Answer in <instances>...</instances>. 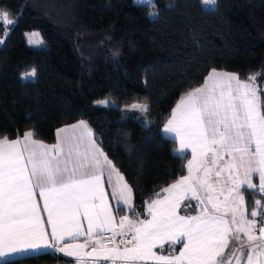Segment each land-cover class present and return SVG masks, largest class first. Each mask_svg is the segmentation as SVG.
I'll return each mask as SVG.
<instances>
[{"label":"snow or ice","instance_id":"6c2138e0","mask_svg":"<svg viewBox=\"0 0 264 264\" xmlns=\"http://www.w3.org/2000/svg\"><path fill=\"white\" fill-rule=\"evenodd\" d=\"M141 2L147 0H134ZM202 2L215 7L217 0ZM16 23L18 16L0 8V45ZM25 37L29 45L44 43L38 32ZM36 74L33 67L21 79ZM258 75L242 80L213 69L179 99L164 132L178 141L179 158L190 150L187 175L163 188L162 198L157 193L145 201L146 216L135 210L133 189L85 121L58 129L53 145L36 140L34 130L14 140L0 137V264L49 250L75 256L77 264H264V84ZM127 110L150 109L134 103ZM245 192L261 195L250 216ZM125 210L129 215H120ZM230 241L236 243L225 260ZM166 245L167 255L154 251Z\"/></svg>","mask_w":264,"mask_h":264},{"label":"trees","instance_id":"16d2710c","mask_svg":"<svg viewBox=\"0 0 264 264\" xmlns=\"http://www.w3.org/2000/svg\"><path fill=\"white\" fill-rule=\"evenodd\" d=\"M152 1L151 8L134 0H0L18 16L0 45V137L34 130L36 140L52 145L58 128L85 121L142 216L145 201L186 173L187 159L161 133L179 99L213 69L242 80L259 73L264 84V0H217L213 10L200 0ZM31 31L42 47L27 43ZM33 67L36 76L22 80ZM105 98L117 107L94 105ZM133 103L149 105L143 120L121 111ZM245 196L251 212L261 195ZM161 251L167 255V245ZM8 264L73 262L46 252Z\"/></svg>","mask_w":264,"mask_h":264},{"label":"crops","instance_id":"0c3cea01","mask_svg":"<svg viewBox=\"0 0 264 264\" xmlns=\"http://www.w3.org/2000/svg\"><path fill=\"white\" fill-rule=\"evenodd\" d=\"M209 74V73H208ZM208 76V75H207ZM206 76V77H207ZM23 80H30V79H23ZM205 80V79H204ZM202 86V85H201ZM171 117V114H170V116L168 117V119ZM167 119V120H168ZM167 120H166V122H167ZM78 122V121H77ZM77 122H74V123H72V124H75V123H77ZM166 122L164 123V125L166 124ZM72 124H69V125H65V126H70V125H72ZM164 125L162 126V128H161V133H162V135H163V137H165V138H169V139H172V140H174L173 139V137L170 135V134H168V133H165L164 132ZM65 126H62V127H65ZM62 127H60V128H62ZM60 128H58V129H60ZM57 129V130H58ZM57 130L55 131V143H56V140H57V137H56V133H57ZM23 137V136H22ZM22 137H20V138H22ZM12 140H14V139H12ZM175 141V140H174ZM176 142V148L173 150V154H175V155H177V150L179 149V143H178V141H175ZM54 143V144H55ZM53 145V144H52ZM100 146V145H99ZM191 158V154H190V150H189V152H188V155H187V159H190ZM186 164H187V162H186ZM185 175H187V169H186V173H185ZM255 182L258 184V178L255 180ZM169 186V185H168ZM167 187V186H166ZM106 190H107V192H108V194H109V200H110V203L113 205V206H115L116 205V202L114 201V200H111V188H106ZM160 194H161V198H162V196L164 195V193L162 192V190L160 191ZM41 203V208H42V201L40 202ZM196 201H192V204H193V206H195L196 205ZM262 204H264V199H262ZM191 214H196V212H192ZM247 214L250 216V212H247ZM147 215V213H146V207H145V216ZM43 220L46 222V220H47V216H46V214H43ZM87 227V225H86V223H85V228ZM48 231H49V233H50V229H48ZM106 235H110V233H106ZM241 235V237L242 238H244L243 237V233H241L240 234ZM257 235H258V232H257ZM117 239H119V237H117ZM85 240H87V236L86 235H84V236H81L80 238H79V241L78 242H84ZM236 242L235 241H230V246H229V248H227V249H225V260H227V258L231 255V247H232V245H234ZM128 247H131V245H127ZM120 247L121 248H123V247H125V245H123V244H121L120 245ZM181 247H182V245H181ZM84 251H91V248L90 247H88V248H85V250ZM154 251H156V249H154ZM247 251V249L245 250V252ZM46 252H51V253H55L54 251H51V250H49V251H44V252H37V253H21V254H17V255H15V256H13V257H11V258H9L8 259V261H10V260H14V259H18V258H22V257H27V256H32V255H36V254H40V253H46ZM56 254H59V255H61V256H63V257H65V258H67V259H69V260H71L72 262H73V264H77V258L75 257V256H72V257H66V256H64L62 253H56ZM158 254V253H157ZM178 254H179V252H178ZM177 254V255H178ZM85 259L87 260L88 258L87 257H85ZM245 260H246V256H245V258H244ZM235 263V260L233 259V264ZM97 264H111V262H109V261H104V260H99V261H97ZM136 264H153V262L152 261H138V262H136ZM241 264H244V260H242L241 261Z\"/></svg>","mask_w":264,"mask_h":264},{"label":"rangeland","instance_id":"374dc122","mask_svg":"<svg viewBox=\"0 0 264 264\" xmlns=\"http://www.w3.org/2000/svg\"><path fill=\"white\" fill-rule=\"evenodd\" d=\"M200 3H201V5H202V7L204 8V9H206V10H213L215 7H213V6H206V5H204L203 4V2H202V0H200ZM153 5V1L152 0H147V2H141L140 3V5H145V6H148V7H150L149 5ZM153 7V6H152ZM151 7V8H152ZM151 13H154V12H151ZM155 15H156V13H155ZM155 15H153V16H150V17H155ZM32 32H37V31H31V32H26V33H32ZM24 36H25V34H24ZM31 46H33V45H31ZM43 45H36V46H33V47H42ZM221 72H225V71H221ZM228 73H230V72H228ZM33 79V78H32ZM32 79H30V80H32ZM102 100H107L108 102H109V106L108 107H117V105H115L110 99H108V98H105V99H102ZM98 101H100V100H98ZM134 104V103H133ZM94 105L95 106H99V107H104V106H101V105H98V104H96L95 102H94ZM132 104H130V105H127V106H123V107H121V111L123 112V113H125V114H132V115H135L138 119L140 118V119H142L143 120V118H144V113H142V112H138V111H129V110H127V109H130V106H131ZM145 120V119H144ZM180 248H181V245H179V250H180ZM179 250H178V252H179ZM178 252H177V254H178ZM235 264V263H234Z\"/></svg>","mask_w":264,"mask_h":264},{"label":"clouds","instance_id":"9594fccd","mask_svg":"<svg viewBox=\"0 0 264 264\" xmlns=\"http://www.w3.org/2000/svg\"><path fill=\"white\" fill-rule=\"evenodd\" d=\"M151 14V12L149 13V15Z\"/></svg>","mask_w":264,"mask_h":264}]
</instances>
